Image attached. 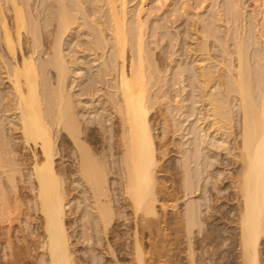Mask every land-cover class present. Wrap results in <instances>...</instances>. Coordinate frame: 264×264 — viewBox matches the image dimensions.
I'll return each instance as SVG.
<instances>
[{"label":"bare ground","instance_id":"obj_1","mask_svg":"<svg viewBox=\"0 0 264 264\" xmlns=\"http://www.w3.org/2000/svg\"><path fill=\"white\" fill-rule=\"evenodd\" d=\"M53 1L43 24L31 0H0L11 57H0V264H264V49L253 65L247 21L230 69L179 67L204 92L194 148L175 150L184 106L153 91L167 77L143 15L107 0L110 28L87 21L91 50H105L94 70L65 50L78 20L70 0ZM200 189L206 211L189 197Z\"/></svg>","mask_w":264,"mask_h":264},{"label":"rangeland","instance_id":"obj_2","mask_svg":"<svg viewBox=\"0 0 264 264\" xmlns=\"http://www.w3.org/2000/svg\"><path fill=\"white\" fill-rule=\"evenodd\" d=\"M126 2L132 16L141 13L148 22L147 43L155 61L163 70L162 75L167 77L162 83H159V80H154L152 84L153 91L159 94L163 90H168L173 105L184 106L183 111H175L177 114L176 119L180 118L183 125L181 126L182 130L174 136L176 142H181V145L174 146V149H193L196 137L191 131L197 118V112L193 113V110L203 106V102L200 101L194 105L193 101L201 100L204 88L201 83L189 79L188 75L187 81L182 83L176 73L179 67L189 68L194 72L199 71L200 65H222L230 69L231 59L234 60L236 56L234 53L236 50L235 41L236 38L245 35L246 21L248 29V33H246L247 46L251 54L252 64L256 65L257 55L262 48L264 49V38L259 37V30H262L264 25V0H126ZM70 6L72 10L75 9L78 20L73 25L74 35L65 44V50L71 52L72 56L85 58L89 65L94 66V70H103L105 50L99 49L98 52L91 50V31L90 27L86 25L88 21L91 26L98 28L99 23L102 21L107 24V28H110L107 0H70ZM6 11L8 15H11L8 10ZM30 11L34 18L45 24L55 15L54 1L31 0ZM237 11L239 12L238 15L236 14ZM80 23L82 25L78 27ZM57 25L58 21L53 20L52 25L49 27L54 31L53 34L49 33L47 28H44L47 40L54 38ZM27 49L28 46L25 45V50ZM106 51H108V48ZM98 55L100 58L95 61ZM110 55L111 50L108 52V59ZM39 56L46 58L47 54L42 52ZM0 57H4L5 60L11 62V57L7 53L1 37ZM76 68L78 66H74L73 70H76ZM1 73L0 66V91L2 89L4 93L3 90L5 92L9 90V84ZM2 76H4V79H2ZM107 78L111 79L113 76ZM83 79L79 75V83L83 82ZM101 86L103 90L99 94H104L107 88L105 84ZM184 86H187L186 89H184ZM7 92L9 93V91ZM3 93L0 94L1 97ZM83 98L91 99L87 96ZM97 98L98 96H96ZM178 101H181L180 104H178ZM0 109H2L1 106ZM155 112L156 109L152 111V114ZM176 153L171 154L177 156H175V161H179L182 154ZM220 157H225L223 152H221ZM208 180L209 178L205 176V184ZM202 182L204 183V181ZM209 187H212V184L209 183ZM189 197L205 204L203 210L206 211V193L204 191L200 189ZM188 198L179 201L182 209L185 208L183 202ZM17 234L20 233L16 231L15 235ZM202 236L203 234H199V238ZM1 255L5 259L4 251ZM182 255L185 256V254Z\"/></svg>","mask_w":264,"mask_h":264}]
</instances>
